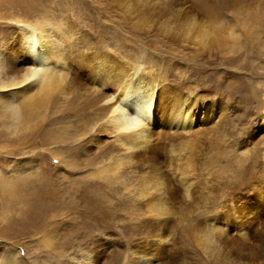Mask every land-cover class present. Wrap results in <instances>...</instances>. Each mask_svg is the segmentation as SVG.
Wrapping results in <instances>:
<instances>
[{"label": "rangeland", "instance_id": "374dc122", "mask_svg": "<svg viewBox=\"0 0 264 264\" xmlns=\"http://www.w3.org/2000/svg\"><path fill=\"white\" fill-rule=\"evenodd\" d=\"M236 1L206 0L213 7L209 18L235 25L240 47L230 52L219 44L203 49L175 24L166 28L157 16L142 15L146 18L141 22L139 12H128L118 0H0L1 53L17 39L21 24L69 21L65 33L70 29L73 37L63 45L68 62L60 65L68 75L79 69L89 72L101 51L121 63L127 61L126 53L164 72L172 88L171 105L178 91L201 94L200 113L208 117L189 139L168 135L164 140L159 154L165 174L171 184L183 178L192 193L171 200L169 213L157 217L147 198L136 193L139 179L124 170L115 179L96 175L117 154L109 132L99 134L95 144L93 139L77 148L66 141L91 128L97 116L82 85L68 89L69 99L56 98L35 111L33 127L24 133L12 135L2 116L0 264H135L148 251L146 241L156 235L175 250L155 264H238L228 242L220 250L206 249L198 237L225 226L220 215L232 193L248 195L264 188V0ZM249 9L253 27L245 29L236 24V14L243 17ZM11 90L1 93L20 106L24 92ZM136 173L152 172L146 166ZM7 180L14 181L13 189L5 186ZM261 259L240 260L264 264Z\"/></svg>", "mask_w": 264, "mask_h": 264}, {"label": "bare ground", "instance_id": "6f19581e", "mask_svg": "<svg viewBox=\"0 0 264 264\" xmlns=\"http://www.w3.org/2000/svg\"><path fill=\"white\" fill-rule=\"evenodd\" d=\"M118 1L128 12H139L141 22L146 18L142 15H148L162 18V23L168 29L175 24L185 37L190 41L195 39L194 43L201 45L203 49L219 44L225 50L233 52L237 46L240 47L237 42L239 36L234 31L235 25L222 19L209 18L206 14L213 11V7L206 0ZM261 13L260 18L264 20V12ZM240 14H236V24L245 29L252 28L250 20L248 21V16L254 15L252 10L245 12L243 17ZM68 23L69 21L64 25ZM64 25L51 24L48 20H45V24L42 21L21 24L17 39L9 45L7 53L0 51V118L3 116L5 119L2 122L4 127L11 129L12 135L30 130L33 127L31 123L36 118L33 114L35 111L46 107L56 98L69 99L71 92L68 89L75 84L82 85L84 95L91 97L97 116L91 128L76 133L66 141L72 142L77 148L84 141L92 142L95 139V144L99 140V134L109 132L107 135L112 138L111 143L117 154L109 158L110 163L101 167L96 175H109L108 177L115 179L119 175L123 176L121 171L124 170L126 174L139 179L136 193L147 198L148 208L153 216L169 213L171 200L178 202L181 197H190L192 185H187L183 178L178 180V184H171L163 170L165 166L160 162L162 154L159 153L164 150V140L171 137H167L168 135L189 139V136L200 129L208 118L204 112L203 115L200 113L202 95L194 96L178 91L175 97L171 96L174 97L170 99L172 103L174 101L171 105L169 98L172 88L169 87L164 72L151 62L145 66L143 60L134 61L126 53L124 55L127 61L121 63L117 57L101 51L93 57V64L90 61L92 68L87 70L89 72L79 69L68 75L60 65L68 62L64 47L70 44L67 42L73 36L70 29L69 33H65ZM59 33L68 36L64 38ZM13 88L25 94L20 106L11 102L9 95L1 93L2 90ZM27 112L31 115L29 119ZM39 115L40 111L37 117ZM32 134L34 132L31 130L29 135ZM262 159L264 167V153ZM102 164L101 162L100 165ZM146 166L152 172L149 176L136 173L138 168L144 169ZM0 182L4 183L3 180ZM5 184L13 189L14 181L7 180ZM125 186V189L129 188L128 185ZM228 202L227 208L220 215V221L225 226L216 225L205 234H199L200 243L206 249L220 250L221 243L225 241L232 246L233 254L238 257V264H245L240 259L259 261L264 257V188L248 195L232 193ZM253 225L255 229L252 231L250 227ZM164 241L162 235L146 241L148 251L141 253L140 262L135 264H155L157 260L164 262V257L175 248L169 249ZM94 263L91 260V263L85 261L80 264Z\"/></svg>", "mask_w": 264, "mask_h": 264}]
</instances>
